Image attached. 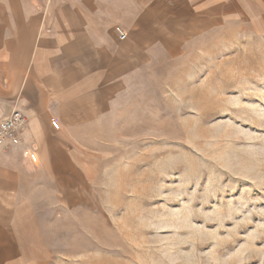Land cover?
Instances as JSON below:
<instances>
[{"label":"rangeland","instance_id":"1","mask_svg":"<svg viewBox=\"0 0 264 264\" xmlns=\"http://www.w3.org/2000/svg\"><path fill=\"white\" fill-rule=\"evenodd\" d=\"M126 89L86 136L99 171L57 207L50 264H264V36L207 26Z\"/></svg>","mask_w":264,"mask_h":264},{"label":"crops","instance_id":"2","mask_svg":"<svg viewBox=\"0 0 264 264\" xmlns=\"http://www.w3.org/2000/svg\"><path fill=\"white\" fill-rule=\"evenodd\" d=\"M232 23L264 36V0H0V120L27 118L0 145V264H50L57 207L99 171L86 136L159 48Z\"/></svg>","mask_w":264,"mask_h":264},{"label":"built area","instance_id":"3","mask_svg":"<svg viewBox=\"0 0 264 264\" xmlns=\"http://www.w3.org/2000/svg\"><path fill=\"white\" fill-rule=\"evenodd\" d=\"M27 121L25 113L15 108L0 120V145L14 146L21 142L20 130Z\"/></svg>","mask_w":264,"mask_h":264}]
</instances>
